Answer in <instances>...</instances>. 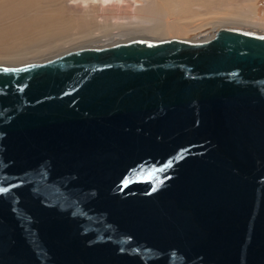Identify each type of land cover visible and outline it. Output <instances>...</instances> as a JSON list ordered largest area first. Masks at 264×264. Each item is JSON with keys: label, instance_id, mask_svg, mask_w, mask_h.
I'll use <instances>...</instances> for the list:
<instances>
[{"label": "water", "instance_id": "obj_1", "mask_svg": "<svg viewBox=\"0 0 264 264\" xmlns=\"http://www.w3.org/2000/svg\"><path fill=\"white\" fill-rule=\"evenodd\" d=\"M0 264H264V34L0 65Z\"/></svg>", "mask_w": 264, "mask_h": 264}, {"label": "bare ground", "instance_id": "obj_2", "mask_svg": "<svg viewBox=\"0 0 264 264\" xmlns=\"http://www.w3.org/2000/svg\"><path fill=\"white\" fill-rule=\"evenodd\" d=\"M76 1L58 0L59 12L56 11L53 18L44 17L32 22L34 15L28 12L26 0H0V59L20 58L23 54L22 49L38 38L46 41L43 49H39L38 52H45L59 43L58 41L66 42V40L92 36L98 38L108 34L112 37H120L113 43L132 39L158 40L155 38L122 39V35L128 30L143 31L149 35L177 37L188 41L209 38L210 34L199 37L208 27H211V30L220 27L238 28L264 34V31L251 30L238 25L210 26L208 24L200 28L193 24L194 20L206 17L212 7H228L232 0H198L203 7L196 13L192 8L193 0H143L145 4L141 8H136L133 0ZM60 13L66 14L67 18L59 16ZM70 20L82 21L76 24L75 38L66 27ZM40 28L44 29L42 33L34 32L35 29Z\"/></svg>", "mask_w": 264, "mask_h": 264}, {"label": "rangeland", "instance_id": "obj_3", "mask_svg": "<svg viewBox=\"0 0 264 264\" xmlns=\"http://www.w3.org/2000/svg\"><path fill=\"white\" fill-rule=\"evenodd\" d=\"M133 1L135 3L136 8H141L145 4L143 0H133ZM26 2L28 4V12L31 15H34L32 22L37 21L44 17L48 19L53 18L56 15V11L59 12L60 6L58 5V0H26ZM76 2H78V0ZM202 7L203 6L199 4L198 0H193L192 8L194 13H196L197 11H201ZM59 16L67 18L66 14L60 13ZM81 22H74L73 20H70L69 23L66 24L69 33L72 34V37L75 38V28H77L76 24ZM193 24L198 25L200 28L208 24L210 26L214 24H229V25L245 26L251 30L257 29L258 31H264V0H232V3H230L228 7H212L206 17L200 18L196 21L194 20ZM207 29L208 31H206ZM43 30H44L43 28L35 29L34 32L42 33ZM214 30L213 29L211 30V27H208L205 29L204 31L205 33L201 34V36L199 35V37L208 36L209 34L210 36H212ZM119 38L120 37L118 36L112 37V35L109 36L108 34V35L100 36L98 38L92 36L87 38H79L77 40L76 39L69 41L66 40V42L58 41L59 43H56L55 46L51 47L45 52H38L39 49H43V46L46 43L45 40L38 38L30 42L26 48L22 49L23 54L20 58L13 57V59L10 58L0 59V65L16 66L27 62H33V61L38 62L46 58L47 59L51 58L57 54H60L64 51L73 48L75 49L86 46L100 47L103 45H109L117 41ZM130 38H155L158 40H164V39L177 38V37L149 35L143 31H134V30L125 31V33L122 35V39H130ZM177 39H181V38H177Z\"/></svg>", "mask_w": 264, "mask_h": 264}]
</instances>
